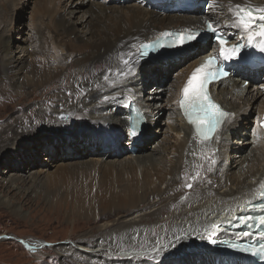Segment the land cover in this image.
Returning a JSON list of instances; mask_svg holds the SVG:
<instances>
[{
	"label": "rangeland",
	"instance_id": "rangeland-1",
	"mask_svg": "<svg viewBox=\"0 0 264 264\" xmlns=\"http://www.w3.org/2000/svg\"><path fill=\"white\" fill-rule=\"evenodd\" d=\"M98 1H104L112 5L116 3L134 4L136 0ZM39 3L40 0H21L16 7L11 8L12 15L10 14L7 19H3L2 12L0 13L1 49L15 51V53L20 50L25 53L29 47L33 48L30 37L34 30L31 23L38 15ZM66 4V0H63L60 5L63 8ZM113 6L115 5L107 7ZM198 8L196 7L195 9ZM199 9L201 12L203 11V8L200 7ZM109 12L110 10L108 9L107 13ZM73 16V19L78 22L80 13L75 12ZM43 20L46 19L43 18ZM37 23L40 25L39 22ZM52 26V24L49 25L47 22H44V26L40 25L42 28ZM47 36L50 37V35ZM80 42L83 41L81 40ZM49 43V40H47V43L44 42V50L50 47ZM63 44L72 52L69 44ZM196 49L193 47L189 55L180 61H178L177 55L182 54L175 55L174 61L165 63V65L170 64L165 71L158 69V62H166L167 59L172 60L173 58L168 56L165 59L155 60L151 66L157 70L152 76H146L144 82L136 85V88L141 90V97L154 95L153 93L156 92L155 88L156 90L161 88L163 91L160 94V98L153 102L154 107H151V111L153 110L154 113L159 114L158 120L156 119L152 123L147 122L146 128L148 129L139 146L141 149L135 146L137 149L135 152L130 151L126 129H117L107 122L104 117L98 120L97 124L90 123V125L86 126L85 123L89 120L86 118V120L75 121L74 125H71L73 123V114L66 109L72 108V106L70 101L59 103V97L63 94L59 90L62 89L63 82L70 80L74 76V70L77 66L73 63L74 61L65 63L67 65L64 67V74L54 79L53 83L40 87H28L26 96L16 94L14 85L7 83L8 80L5 74L3 75L0 70V77L3 76V78H0V106L2 104L5 105L4 109H0V141H3V146H1L0 150V235H3V237H0V264H198L200 262V264H204L202 262L207 259L209 261L218 259L217 256L220 257L218 260L223 264H239L242 263V260H245L234 255H217L211 247L214 244L211 241L209 243L208 240L203 241L202 237H198L195 239L196 242L190 243V247L194 243H200L198 248L204 247L202 252L197 249L190 251L188 249L189 246H187V251L183 249L181 252L175 253L176 255H172L174 246L171 249H167L166 246L165 249L163 248V253L166 252V254L156 258L152 254L157 248L154 250L145 249L146 245L149 244L148 242H151V244L156 243L158 238L164 237L165 234L163 235V233L170 231L174 226L178 227V231L176 230L175 233L171 231L173 234L171 232L169 233L170 235L168 234L171 240H175L177 237L180 239L187 237L184 229L187 230L188 236L190 235L193 238L199 232L204 233L210 226V222L213 223L218 220L219 216H224L225 213L238 208L240 200L243 201L250 197L251 194L253 195V190H247L244 183L239 193L233 196L224 195L229 186V183H227L226 185L218 186L214 192L208 193V196L203 199L182 203L176 208L172 207L169 209V213L172 212L173 216L166 221L165 219L168 217L166 213L158 219L149 218L146 215L143 216V211L149 212L154 209L150 206L147 209L138 207L139 211L141 210L140 214L133 212L124 213L121 216H111L109 211H106L104 215L97 217L96 220L92 218L90 219L91 222H88L89 220L79 218L77 214L69 213L74 211L75 208L69 207L70 209H68L64 207L65 203H62V201L58 202L54 198L49 200L48 192H46L47 187H49L51 190H56L58 195H64L74 185H72V182H76L75 178L83 170L82 167H106L108 162L115 163L114 165L117 164L118 166L119 162L136 161L137 157L140 158L144 155L156 158L164 167L168 165L166 163L174 160L175 155L172 154V152L174 153L172 150H174L175 144L182 140L183 132H178L179 127L184 129L176 112L178 96L175 94L190 64L197 59L198 55L194 53ZM16 54L21 55V53ZM205 55L199 54V57ZM106 67L103 62L96 63L95 67H92V74L100 73ZM259 71L260 69L257 70L258 73L255 78L245 79L242 84V88L247 87L249 92L246 95V103L242 107L241 112L235 113L234 116L232 114L231 123L234 128L232 132L226 133L223 139L216 137L215 140H208L211 142L209 145L211 153H217L213 157L215 160H208L210 167L212 165L218 167L215 177L221 176L225 171L226 178H232L235 175L249 183L255 182L254 179L240 175L238 171L241 167L250 166L249 156L252 155V149H257L259 154L264 152V149L259 146L260 144L257 141L254 142L253 138L254 126L257 124L259 113L264 109L262 107L264 105V71H262L261 78L258 76L261 72ZM84 72H86L85 69ZM248 80L250 81L246 83ZM74 85L79 86L77 84ZM214 85H217V83ZM261 86L263 87L262 90H258ZM221 88L222 86L212 89L215 99H220L221 96L220 94L218 95V92ZM256 90L261 91V95L260 93L255 94ZM90 101V98L85 99L87 104ZM119 103L118 105H123V102ZM73 104L75 109L80 107L76 102ZM103 110L102 113L112 111L110 107ZM144 111H147L145 106ZM61 115H64V117H61ZM89 115L93 117L95 113L90 111ZM96 120L97 118L94 117L93 121ZM59 123L64 126L61 127ZM235 131H237L238 135L234 134ZM218 141H221V144L217 152ZM194 143L193 140L189 139L185 144L190 160L184 158L181 161L183 163L185 161L184 167H193L192 169L201 167L198 159H200V152L203 148V145ZM247 153L248 156L246 157ZM219 154L221 155L219 156ZM142 162L145 163L146 161L143 160ZM145 168L146 166H143V168L141 166L140 170L137 171L147 172ZM153 173L151 171V174ZM198 173L196 171L188 179L179 173V179L177 180H179L178 184L182 182V185L178 187L179 185L177 184L176 187L175 184L174 187L185 190L184 192L188 194L192 187V182H196ZM168 177L169 175H164L166 180L169 179ZM208 177L210 176L201 178L199 182L201 188L208 184L211 187L214 185L212 180L209 183L207 182ZM11 179H18L16 182L24 180L23 185L17 189H4L3 186L9 185L7 181ZM88 184L91 185L89 182ZM188 185H191V187ZM158 187L163 190L165 186L160 184ZM61 188L63 190H60ZM207 190L210 189L207 188ZM183 198L185 199V196L181 200ZM150 199H152L151 196ZM153 200L156 199L153 197ZM178 212H181L183 216L174 218V214ZM211 212H213L212 217H209ZM216 214L218 218L215 217ZM185 221L187 223L184 224ZM129 222L138 224V228H129L126 231V235H123L118 240L121 245L118 242H114L113 235L109 239L101 236V234H105L104 232L117 231ZM150 231L153 233H150ZM93 234H95L94 237ZM78 238H92L93 243L92 245L85 243L88 250L82 251L78 248ZM25 240H28L29 243H26ZM30 240L44 242L45 247L41 249L30 248V245L34 244ZM22 241L25 242L23 243ZM111 241L113 244L116 243L118 247L112 248L111 245L103 248L104 254L110 257L109 260H105L100 255L92 256L93 252L91 250L99 248L96 244H102L103 246L105 243L110 244ZM133 242L139 244H136L135 248L127 245V243L132 244ZM160 246L163 245L160 244L158 248ZM138 247L140 250H137ZM213 247L215 248V246ZM125 248L133 249L126 251L129 256L131 254H142V257L130 258L128 255H122L125 253L123 250ZM73 251L78 255H74ZM146 253L151 256H144L143 254ZM122 256L129 258L122 259Z\"/></svg>",
	"mask_w": 264,
	"mask_h": 264
},
{
	"label": "bare ground",
	"instance_id": "bare-ground-1",
	"mask_svg": "<svg viewBox=\"0 0 264 264\" xmlns=\"http://www.w3.org/2000/svg\"><path fill=\"white\" fill-rule=\"evenodd\" d=\"M19 1L21 0H0V13L2 12L3 19H7V17L11 14V8L16 7ZM62 1L63 0H40L38 15L36 17L37 20L34 18L31 23L34 30L30 37L33 48L29 47L28 51L25 53L17 50L16 53H21V55H17L15 51L12 52L5 50L4 48H0V70L3 75L5 74L8 80L7 83L9 82L12 86L14 85L15 91L17 92L16 94L26 96L28 87H40L53 83L54 79L59 76L61 77V75L64 74V67L67 65L65 63L74 61L73 63L77 66L74 70V76L72 74L73 77L71 79L73 82L71 83V79L63 82L62 89L59 90V92H63L62 96L59 97V103L62 104L70 101L72 106V108L66 109L68 112L73 114V123L71 125H74L75 121L86 120V118L89 119L85 123L86 126L90 125V123L97 124V121L104 117L107 122L111 123L117 129H126L125 131L127 135V104L130 101H134L137 105L143 108V110L145 106L147 108V111L145 112L146 121L152 123L159 117V114L154 113L153 110L151 111V107H154L153 102L160 98V94L163 91L161 88H157V90L155 88L156 92L153 93L154 95L141 97V90L136 88L137 84L144 82L146 76H152L157 70L155 67L153 68V66H151L155 60L141 58L139 53L141 43L155 39L168 30L201 28L206 20L214 22L220 29H233L237 40L238 35H244V33H241L237 29L230 26L231 17L235 12V6L248 4L256 9H264V0H209V3L213 5V7L211 11L209 10L208 14L202 13L199 8L195 9L196 7L189 11H183L182 9L169 11V5L154 3L153 0H136L134 4L116 3L112 4L115 5L113 7H107L112 5L98 0H66L67 4L63 8L60 5ZM230 7L232 8L231 13L228 11ZM108 9L110 10L109 13H107ZM75 12L80 13L78 22L73 19V13ZM43 18L46 20L42 21ZM37 22L43 26L44 22L49 23V25L52 24L53 26L42 28ZM47 35H50V37ZM47 40L50 41V47L44 50V42L47 43ZM81 40L83 42H80ZM63 43L69 44L72 48V52L69 51V48H66ZM193 45L197 48L194 53L198 56L197 59L192 61L190 67L187 69L181 84L177 88V92L175 94L176 96L180 95L181 87L191 69L203 61L202 58L204 56L199 57V54H210L211 52L206 51V48H213L215 46L211 44L210 40L206 43H194ZM191 50L192 49L181 52L180 54L183 55V58L182 55H177L178 61L186 58ZM174 57L175 56H172V60L167 59L166 62H158V69L165 71L170 66V64L165 65V63L174 61ZM125 59L128 60L130 70L129 66H126L124 63ZM100 62L105 63L107 67L100 73L92 74V67H95V64ZM62 64L65 65L56 67ZM245 68L246 67L244 66L238 65L234 69V74L232 76H228L227 78L219 81L217 85L213 84V86H211V90L215 87L222 86L221 90L218 92V95L220 94L221 97L220 99H216L221 107L226 111V114H228L224 117L223 123L217 128L210 138L212 140H215L216 137L223 139L225 138L226 133L232 132L234 129L231 123L233 118L232 114L234 116L235 113L241 112L242 107L246 103L245 98L249 90L247 87L242 88V84L245 79L255 78L258 73V69L251 72L248 68V71H246ZM84 69L86 72H84ZM0 78H3V76ZM262 88L263 87L261 86L258 90H262ZM258 93L261 95V91L256 90L255 94ZM86 98L91 99L88 104L85 103ZM74 102L80 105L78 109L73 107ZM119 102H123V105H118ZM4 106L5 105L2 104L0 109H4ZM107 107H110L112 111L110 110L109 112L102 113V111H104L103 109H106ZM262 107H264V105H262ZM176 109L177 115L179 116L184 129H182L183 127H179L178 132H183L182 140L175 144V146L173 145L174 150L172 151H174V153L172 152V154L175 155V158L170 161V163H166L168 164L166 167L162 166L160 162H158L159 160H156V158L148 155H144L140 158L137 157L136 161L129 160L125 161V163L119 162L118 166L117 164L114 165L115 163L108 162L106 167H82L83 170L76 176V178L74 176L76 182H72V185H74L70 190L65 192L64 195H58L56 190L54 191L47 187L46 192H48V199L50 200L54 198L58 202L62 201V203H65L64 207L68 209H70L69 207H72L73 209L75 208L74 211L69 213L77 214L79 218L89 220L88 222H91L90 219L92 218L96 220L97 217L104 215L106 211H109L111 216H121L124 213H139L141 210L139 211L138 207L147 209L150 206L154 209L149 212H144L142 210L143 216L146 215L149 218L154 217L158 219L166 213L168 216L165 219L166 221L173 216L172 212L169 213V209L172 207L176 208L182 203L185 204L203 199L208 196V193L214 192L218 186L226 185L227 183H229V186L227 187V192L224 193V195L233 196L234 194L239 193V190H241L244 183L247 190H253V195L251 194V196L246 199L243 198V201L240 200V206L238 205V208L225 213L224 216H219L218 218L216 214L215 217H217L218 220L213 223L210 222V226L204 233L199 232L196 234V237L193 238L190 235L188 236V232H186L187 230L184 229L187 237H182V239L177 237L175 240H171L168 234L171 231L175 233L178 229L177 226H174L170 229V231H165L166 233H163V235L165 234L164 237L158 238L156 243L151 244V242H148L149 244L145 247V249L150 250L157 248L154 254H152V256L156 258L166 254V252L163 253V248L165 249L166 246L167 249H171V247L174 246V250L171 253L172 255L177 252H181L183 249L186 251L188 249H190V251H195L197 249L202 252L204 247L198 248L200 243H194V245L190 247L191 242H196V238L202 237L201 239L203 241L208 240L209 243L211 241L214 244L211 247L217 255L224 254L229 256L222 253L223 251L220 247V238L224 239L234 236H230L221 230L224 229V226L228 223L227 219L233 213H238L246 208H250L248 202L252 201L255 197H258L260 188L264 184V152L259 154L257 149H252V155L249 156V161H251L250 166L241 167L238 171L240 175H245L246 178L254 179L255 182L249 183L248 181H245V179L238 178V176L235 175L232 178H226L225 171L221 176L215 177L218 167L213 165L210 167L208 164V160H215L213 157L217 154L211 153V147L209 149L211 142L208 140L210 139L203 140L196 134L194 127L184 118L177 103ZM90 111L94 112L95 116H90ZM263 112L264 109L259 113V118ZM94 117L97 118L96 121H93ZM59 124L61 127L64 126L61 123ZM147 129L148 128H146L145 133ZM234 134L238 135L237 131H235ZM253 134L254 142L257 141L260 144L259 146L264 149V130L258 125V122L254 126ZM143 136L139 137V139L128 137V143L130 145L129 148L132 147L131 144L133 143L134 147H139L140 142L143 140ZM189 139L193 140L197 145H203L200 152V159H198L201 167H195V169L188 166L184 167L185 161L184 163L181 162L184 158H186V160H190L185 146ZM2 142L3 141H0V150L1 146H3ZM220 142L221 141H218L217 152L220 149ZM171 148L173 149V147ZM139 149L141 148L139 147ZM220 155L221 154H219V156ZM247 156L248 153L246 154V157ZM143 160L146 162H142ZM177 164H179L178 167H176ZM141 166L142 168L143 166H146L145 169L147 172L137 171L140 170ZM151 171L154 173L151 174ZM196 171L199 172L197 174L196 182H192L190 191H187L188 194L184 192L185 190L183 191L182 189L176 188L179 181L177 180L179 179V173L183 174L184 178L188 179V177ZM166 174L169 175L168 180L164 178V175ZM203 176H210L208 177L207 182L209 183L212 180L214 185L211 187L210 184H208L204 186V188H201L199 186V182ZM16 180L18 179H11L7 181V184L9 185H4V189L8 190L9 188H20L21 185H23L24 180L20 182H16ZM88 182L91 185H89ZM181 183L178 184V187L182 185ZM160 184H164L165 187L163 190L158 187ZM175 184L176 187H174ZM207 188L210 190H207ZM60 190L63 189L61 188ZM150 196L152 199H150ZM184 196L185 199L183 198V200H181ZM260 196L261 195H259V197ZM153 197L156 200H153ZM1 202L3 203V201ZM212 213L213 212L209 213V217H212ZM181 216H183L181 212L174 214V218H179ZM185 223L187 222L185 221L184 224ZM219 224L221 225L220 228H218ZM129 228L137 229L138 224L129 222L124 224L117 231L110 233L104 232L105 234H101V236L109 239L110 236L113 235L115 240L114 242L119 243L118 240H120L123 235H126V231ZM187 228L189 230V226ZM150 233L153 232L150 231ZM94 236L95 234H93V237ZM92 238H78V248L82 251L88 250L85 243L92 245ZM25 241L26 243H29L28 240ZM25 241L22 242L24 243ZM33 242L34 244L30 245V248L41 249L45 247L44 242L38 240H34ZM107 244L108 243H105L103 246L102 244H96L99 248L91 250L93 252L92 256L100 255L104 257L105 260H109L110 257L107 254H104L103 248L111 245L112 248H117L118 245H114L112 241L110 244ZM136 244L139 243H127V245L132 247L134 246L133 248L137 246ZM160 244L163 246L158 248ZM119 245L121 244L119 243ZM187 246H189L188 249ZM213 246H215V248ZM123 250L125 253L122 255L127 256L129 253L126 254V251L133 249L125 248ZM137 250H140L139 247ZM73 253L74 255H78L75 251H73ZM141 255L131 254V256H128L130 258H138L142 257ZM143 255L146 256L148 254L146 253ZM129 257L122 256V259H128ZM217 258L220 259L218 256ZM218 259L211 261L207 259L202 263L223 264ZM239 264L249 263L242 260V263Z\"/></svg>",
	"mask_w": 264,
	"mask_h": 264
},
{
	"label": "snow or ice",
	"instance_id": "snow-or-ice-1",
	"mask_svg": "<svg viewBox=\"0 0 264 264\" xmlns=\"http://www.w3.org/2000/svg\"><path fill=\"white\" fill-rule=\"evenodd\" d=\"M212 7L213 5L210 4V11L212 10ZM228 11L231 13L232 8L230 7ZM204 24L206 30L211 32L216 41H218L220 45L219 53L218 55L209 56L192 72L187 83L182 89V97L179 104L184 112V115L188 119V122L194 126L196 133L203 140H208L223 122V118L228 114L224 113L218 105L212 102L207 91V85L218 76L227 75V73L222 72L219 67V60L221 58L224 60L234 59L237 55H239L242 48L255 46L254 41H256L257 37H264V9L260 10L257 15L254 14L253 10L250 8L242 7L240 5L235 6V12L231 17L230 26L245 34L247 44L237 43L228 47L226 46L227 41L224 36L218 32V28L213 25L212 21H205ZM164 35L171 38V42L167 46H183L188 42L198 39L200 31L165 33ZM260 51L264 52V43H260ZM124 63L126 66H129L127 59L124 60ZM137 133V124L133 123L130 127L129 135L136 136ZM188 186L191 187V185ZM261 196L264 198V193H262ZM257 207L260 211L264 212V203L258 205ZM238 219L243 223H247L249 219H259V224L264 225V216L259 218L241 216ZM244 235L249 234L244 233ZM260 235L261 238H264V232ZM260 251L264 252V244L261 245Z\"/></svg>",
	"mask_w": 264,
	"mask_h": 264
},
{
	"label": "water",
	"instance_id": "water-1",
	"mask_svg": "<svg viewBox=\"0 0 264 264\" xmlns=\"http://www.w3.org/2000/svg\"><path fill=\"white\" fill-rule=\"evenodd\" d=\"M168 54V53H167ZM153 60V59H152ZM61 117H64V115H61ZM0 237H3V235H0ZM232 252H234V251H232ZM232 254H234V253H232Z\"/></svg>",
	"mask_w": 264,
	"mask_h": 264
}]
</instances>
